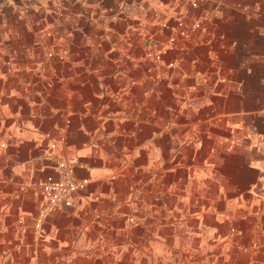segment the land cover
<instances>
[{"label": "crops", "instance_id": "0c3cea01", "mask_svg": "<svg viewBox=\"0 0 264 264\" xmlns=\"http://www.w3.org/2000/svg\"><path fill=\"white\" fill-rule=\"evenodd\" d=\"M236 3L0 0V264H264V9Z\"/></svg>", "mask_w": 264, "mask_h": 264}, {"label": "built area", "instance_id": "2783aa9c", "mask_svg": "<svg viewBox=\"0 0 264 264\" xmlns=\"http://www.w3.org/2000/svg\"><path fill=\"white\" fill-rule=\"evenodd\" d=\"M62 5V2H60ZM27 11V8L24 9ZM64 15V13H59ZM68 16L67 14H65ZM164 27H167L166 23H163ZM195 26H198L196 23ZM172 31L178 36H184L186 34L183 28L174 27ZM174 35V34H173ZM176 49L174 38L170 37L167 43L160 44L157 50H150L147 52V57L152 59L154 67L160 68L164 64L166 67L171 68L175 66L174 60H168L163 62V58ZM47 57L54 56V53L47 52ZM58 59L62 60L63 55L57 54ZM64 124L68 125V120H64ZM64 137L60 138L63 141ZM56 143H51L50 148H55ZM73 159L62 162L55 174H48L44 178L36 182V187L43 199V203L34 218L33 228L35 231L34 238L37 241L44 239L45 230L43 228L46 218L55 211L64 210L77 205L80 200V192L83 191L89 180L88 178H76L73 173ZM132 220V219H130Z\"/></svg>", "mask_w": 264, "mask_h": 264}, {"label": "rangeland", "instance_id": "374dc122", "mask_svg": "<svg viewBox=\"0 0 264 264\" xmlns=\"http://www.w3.org/2000/svg\"><path fill=\"white\" fill-rule=\"evenodd\" d=\"M237 5H260V11L262 12V9H264V0H236ZM261 16V13H260ZM261 22V21H260ZM263 25L260 24V37L264 36V30L262 29Z\"/></svg>", "mask_w": 264, "mask_h": 264}]
</instances>
